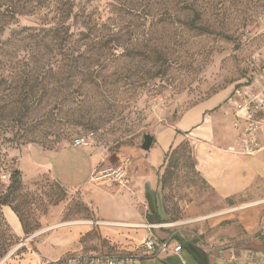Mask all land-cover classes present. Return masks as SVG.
Masks as SVG:
<instances>
[{
  "label": "rangeland",
  "instance_id": "374dc122",
  "mask_svg": "<svg viewBox=\"0 0 264 264\" xmlns=\"http://www.w3.org/2000/svg\"><path fill=\"white\" fill-rule=\"evenodd\" d=\"M72 1L76 17L68 25L74 36L61 43L62 49L34 55L25 48L31 42L16 40L9 42L7 52L17 49V58L28 66L8 69L10 58L0 57V76L6 80L0 84V106L6 95L17 94L23 100L31 90L37 96L13 112L0 108V124H9L5 133L0 126V196L8 186L3 177L18 169L22 185L11 207L17 209L28 232L18 237L7 223L14 244L0 264H15L35 251L36 239L31 236L41 230L76 220L91 224L97 211L111 219H123L131 212L144 226L163 227L102 226L99 221L104 220H97L81 239L91 255L138 254L144 238L163 240L172 233L184 240L192 237L201 245L204 236L211 235L229 238L222 246L235 244L242 219L255 218L256 209L264 215V202L204 222H188L264 200V149L251 156L229 150L236 148L238 131L228 102L235 84L255 71L251 57L263 43L258 18L264 0ZM19 4L22 8L27 3L20 0ZM44 13L17 17L2 40L10 38L13 30L36 27ZM216 95L226 97L207 112L215 126L213 149L236 158L228 168H237L243 181L241 190L228 198H222L201 173L198 142L190 135L184 133L173 142L171 150L184 146L157 167L161 154L141 150L144 135L158 143L160 134L174 127L183 113ZM77 137L86 138L88 147L72 148ZM83 151L100 154L103 166L113 164L114 158L130 159L139 177H151V183L144 181L141 186L154 192L151 202L145 195L140 198V186L133 182L128 188L91 183L83 191H70L46 174L28 179L35 170L66 175L76 159L87 157L89 153ZM187 151L191 156L180 155ZM148 158L156 168H150ZM146 215L162 223L142 221ZM2 218L0 211V233L4 232ZM120 221L137 224L113 222ZM172 224L177 226H168Z\"/></svg>",
  "mask_w": 264,
  "mask_h": 264
},
{
  "label": "crops",
  "instance_id": "0c3cea01",
  "mask_svg": "<svg viewBox=\"0 0 264 264\" xmlns=\"http://www.w3.org/2000/svg\"><path fill=\"white\" fill-rule=\"evenodd\" d=\"M225 97L226 95H216L208 101L193 106L178 118L174 127L166 129L160 134L158 143H154L153 138V143L149 150V153L153 150L152 153L158 151L161 154V161L156 164V167L160 166L163 163L166 152L173 142L184 133L190 135L198 142L197 159L201 173L222 198H228L234 195L243 187L240 171L237 168L234 170L230 169L232 170L230 171L228 168L230 163L234 162L236 158L225 152L220 154L213 149V142L216 134L215 126L212 122L213 117L207 114V112L217 107ZM176 131L180 134H177ZM67 147L70 148V146H62L60 148L64 149ZM153 147H155V149H152ZM60 148L54 149V151ZM102 159V156L97 153H89L87 157L81 155L76 159V164L74 163L75 166L73 165V168L69 169L66 175H61L59 171L54 172L52 169L43 170L42 172L35 170L34 173L32 172L28 176V179L32 180V176L36 173L46 174L63 189L83 191L91 185L90 177L94 169L101 163ZM147 164L150 168H156L154 160L148 158ZM130 172L131 182H133L134 186H140V198H142L143 195L146 196V190L154 193L148 186L141 188L144 181H146V183L147 181L151 183L149 180L151 177H139L138 171L136 172L134 167H132ZM112 186L113 185H105V187L108 188ZM92 204L96 210H98L95 202L92 201ZM257 206L252 208H257ZM2 213L13 232L18 237L23 236L22 227L12 210L9 207H3ZM253 213L255 218L249 220L244 217V219H242L241 223L243 229H240L239 233L234 235L236 240L235 244L222 246V241L227 242L229 238L221 235L218 237L216 235H211L208 237L204 236L201 245L200 242L192 237L184 240L181 236H174L175 234L172 233L170 236L173 240V246L174 243L180 244L182 247L181 252L175 254L168 251L167 253L160 254L154 259L144 260L142 264H244V254L246 250H252L257 253L264 252V215H261L257 209ZM145 217L142 221L147 222ZM136 219L137 218L132 215L131 212L125 213L123 219H111L100 217L97 211V220H104V222L122 220L127 223H143ZM96 221L91 222V224L80 223L61 227H56L57 225H54L41 230L32 236V238L36 239L35 251L26 254L15 264H58L69 254H88L86 246L81 242V239L92 229L93 225H96ZM78 222H84V220L65 223ZM110 228L112 227H109L108 230H112ZM142 231L141 233L145 232L144 230ZM175 238H177L180 243H176ZM145 239L146 238H144V240Z\"/></svg>",
  "mask_w": 264,
  "mask_h": 264
},
{
  "label": "built area",
  "instance_id": "2783aa9c",
  "mask_svg": "<svg viewBox=\"0 0 264 264\" xmlns=\"http://www.w3.org/2000/svg\"><path fill=\"white\" fill-rule=\"evenodd\" d=\"M260 31L258 36L263 43L261 49L251 57V69L255 71L243 76L235 84L231 98H227L233 117V128L238 131L236 148L230 151L246 156L254 155L264 149V11L259 18ZM229 97V96H228ZM89 143L84 137H77L71 143L74 149L86 148ZM237 149V151H235ZM99 164L93 171L90 182L96 185H115L128 188L130 184V170L132 162L125 157L115 159L113 164L103 166ZM3 179L7 181V177ZM162 226L145 225L149 230ZM181 252V245L173 246L172 237L158 240L153 236L147 237L140 245L138 254L126 255H91L69 254L61 264H142L144 260H151L162 253ZM244 264H264V252L257 253L246 250Z\"/></svg>",
  "mask_w": 264,
  "mask_h": 264
},
{
  "label": "trees",
  "instance_id": "16d2710c",
  "mask_svg": "<svg viewBox=\"0 0 264 264\" xmlns=\"http://www.w3.org/2000/svg\"><path fill=\"white\" fill-rule=\"evenodd\" d=\"M25 3L24 7L21 8L19 2L20 0H0V57L1 58H10L6 60L7 68L14 69L20 66H28V63L19 60L17 58V49H14L10 54H8L9 42L11 41H22V43L29 41L31 42L28 44L26 50L31 54H39V52H50V48L53 50H59L63 47L61 45L62 42H67L72 36L71 27L72 25H68L69 21H75L76 15L73 14L74 11V3L72 0H22ZM29 4V10L25 9V7ZM27 7V8H28ZM25 9V10H24ZM44 11L45 13L42 14V18L40 19L41 23L38 24L36 27H23L20 30H13L10 32V38L6 40H2L3 33L5 30L9 29L11 25L16 24L17 17L20 16H33L39 11ZM197 28V27H196ZM201 31H204L202 28H197ZM59 45V48H58ZM34 65V63L32 64ZM46 66L45 64L42 67ZM41 67V68H42ZM40 68V69H41ZM39 67H32V70L36 71ZM43 69V68H42ZM6 81L3 76H0V84ZM27 98L20 99L17 94L13 95H6L3 97V103L1 104L0 108L4 112H13L16 109L20 108L21 103H31L35 100L36 93L32 92L31 90L29 93L27 92ZM32 97V98H30ZM28 102H24L25 100ZM24 105V104H23ZM1 130L5 133L8 129L9 124L7 122H2L0 124ZM177 134H180L176 131ZM186 145V144H185ZM184 145H179L177 148L171 150V147L165 154V160H170L171 155L179 154L180 149L183 148ZM191 156L189 151L181 153V156L186 155ZM168 166L165 170V173L162 177L164 179L165 174L167 173ZM7 183L8 186L5 192L0 196V211L3 219V226L4 232L1 231L0 233V259L5 256L8 252L9 247L13 244L12 242V234L9 225L7 224L4 215L2 213L3 207H9L12 212L18 218V221L22 227L23 234L28 235V232L25 230V225L21 216L19 215L17 209L15 207H11V203L15 193L20 189L22 185V176L21 172L14 168L11 170L7 175ZM154 193L149 190H146V197L151 202ZM146 221L149 224H160L162 223L159 218L153 217L151 215H146ZM9 229V230H8ZM10 231V232H9ZM7 233V234H6ZM182 249V247H181ZM58 264H61L60 262Z\"/></svg>",
  "mask_w": 264,
  "mask_h": 264
},
{
  "label": "bare ground",
  "instance_id": "6f19581e",
  "mask_svg": "<svg viewBox=\"0 0 264 264\" xmlns=\"http://www.w3.org/2000/svg\"><path fill=\"white\" fill-rule=\"evenodd\" d=\"M264 200H260V201H257V202H252V203H249V204H246V205H243V206H240V207H232V208H228L226 210H223V211H220V212H217L215 214H212L210 216H207V217H200L198 219H195V220H190L188 223H194V222H201V221H204L206 219H210V218H213V217H217V216H222V215H226V214H230V213H233V212H236L240 209H244V208H247V207H252V206H256L258 204H261L263 203ZM90 224V222H78V223H65V224H59L57 225L56 227H61V226H64V225H71V224ZM100 225L102 226H113V227H133V228H144L145 226L142 225V224H126V223H121V222H109V221H103V222H99ZM169 227H172V226H177V224H172V225H168ZM163 227V226H162ZM6 259H4L2 262H4Z\"/></svg>",
  "mask_w": 264,
  "mask_h": 264
},
{
  "label": "water",
  "instance_id": "95a60500",
  "mask_svg": "<svg viewBox=\"0 0 264 264\" xmlns=\"http://www.w3.org/2000/svg\"><path fill=\"white\" fill-rule=\"evenodd\" d=\"M152 143H153V137L150 135H144L143 136V142L141 144V150H143L144 152H148L152 146ZM115 159L116 158H114V160ZM17 248L18 247H16L12 252H10L7 257H9L11 254H13L17 250Z\"/></svg>",
  "mask_w": 264,
  "mask_h": 264
}]
</instances>
